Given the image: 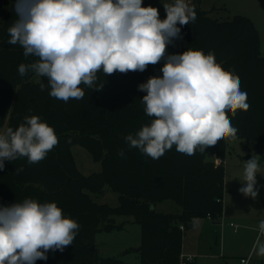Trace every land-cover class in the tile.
Listing matches in <instances>:
<instances>
[{
    "label": "trees",
    "instance_id": "1",
    "mask_svg": "<svg viewBox=\"0 0 264 264\" xmlns=\"http://www.w3.org/2000/svg\"><path fill=\"white\" fill-rule=\"evenodd\" d=\"M4 5L6 10L0 16V128L15 129L26 116H39L54 128L58 144L35 164H29L26 157L5 161L0 170V205L25 199L55 202L65 216L79 224L72 245L62 252L49 251L47 260L35 264H124L119 259L101 258L95 247L99 232L123 227L116 224L115 217L131 218L141 227L139 264H195L181 254L183 235L195 218L210 216L218 221L222 215L224 168L214 159L223 158L230 138L191 156L178 153L173 146L159 159H152L130 148L125 137L135 135L152 119L144 112L141 100L146 93L138 85L151 76H162L164 61L144 72L98 73L101 89L81 85L84 98L65 103L50 96L46 77L35 82L33 71L19 74L20 64L38 58L25 57L19 44H8V28L16 20L15 0ZM195 11L196 20L181 27V38L169 44L167 52L180 54L189 48L211 52L217 63L239 77L250 108L238 110L234 117L228 115L237 137L252 142L264 157V57L258 32L247 17L235 15L220 21L205 11ZM159 17L165 19L166 12ZM40 83L45 84L43 91ZM74 144L101 163L99 173L84 176L78 170L71 153ZM120 150L123 157L118 155ZM21 167L23 171H15ZM106 186L118 195L116 207L97 203L91 196L102 194ZM166 200L176 203L180 211L157 212L155 205Z\"/></svg>",
    "mask_w": 264,
    "mask_h": 264
},
{
    "label": "clouds",
    "instance_id": "2",
    "mask_svg": "<svg viewBox=\"0 0 264 264\" xmlns=\"http://www.w3.org/2000/svg\"><path fill=\"white\" fill-rule=\"evenodd\" d=\"M163 6L166 18L161 20L159 9L143 6V0H15L16 20L8 28V44H19L25 57L38 58L20 64L19 74L31 70L46 77L50 96L65 103L84 98L81 85L101 89L98 73L144 72L163 60L162 76L138 85L146 93L141 103L151 122L125 140L152 159L173 146L191 156L225 138L236 139L237 128L228 113L234 117L238 110L248 111L250 104L239 77L217 63L213 53L189 48L168 54L167 46L181 38V27L194 22L197 14L187 0ZM40 88L43 91L45 84ZM57 144L54 128L39 116H26L17 128L0 132V170L5 161L19 157L38 163ZM118 155L123 157L124 151ZM259 171L255 156L244 162L241 194L257 198ZM78 229L55 202L25 199L0 205V264L47 260L49 251L62 252L72 245ZM258 229L264 236V220ZM257 254L264 256L259 238Z\"/></svg>",
    "mask_w": 264,
    "mask_h": 264
},
{
    "label": "rangeland",
    "instance_id": "3",
    "mask_svg": "<svg viewBox=\"0 0 264 264\" xmlns=\"http://www.w3.org/2000/svg\"><path fill=\"white\" fill-rule=\"evenodd\" d=\"M4 3L7 0H0ZM172 0H143V6L159 9L165 13L163 3ZM199 9L220 21L229 20L235 15L247 17L254 24L260 41V54L264 57V0H187ZM0 5V16L6 6ZM33 81H39L36 74ZM4 125L0 132L6 130ZM71 153L78 170L88 176L99 173L100 162H95L91 154L78 144L71 146ZM255 156L260 165L256 176L258 196L256 199L246 197L239 192L244 186V162ZM217 159V158H216ZM215 159V160H216ZM220 159V158H219ZM222 161L224 168L223 211L214 224V219L208 216L195 218L192 227L184 232V256H193L195 264H239L241 258H249V264H264V256L257 254V239L264 243V236L259 233L258 225L264 220V157L254 149L253 143L242 137L226 142ZM95 202L107 204L110 207L118 205V195L108 186L100 195L91 194ZM155 210L161 213H178L180 207L173 201H162L155 205ZM117 225L123 224L119 230L101 231L95 237V247L101 258L119 259L124 264H139L138 248L141 245V227L128 217H115ZM182 231L183 228L181 227ZM191 259V258H189Z\"/></svg>",
    "mask_w": 264,
    "mask_h": 264
},
{
    "label": "built area",
    "instance_id": "4",
    "mask_svg": "<svg viewBox=\"0 0 264 264\" xmlns=\"http://www.w3.org/2000/svg\"><path fill=\"white\" fill-rule=\"evenodd\" d=\"M215 163L216 164H220L221 160L218 158V159L215 160ZM208 218L211 219L210 216H208ZM239 264H249V258H241L239 260Z\"/></svg>",
    "mask_w": 264,
    "mask_h": 264
},
{
    "label": "crops",
    "instance_id": "5",
    "mask_svg": "<svg viewBox=\"0 0 264 264\" xmlns=\"http://www.w3.org/2000/svg\"><path fill=\"white\" fill-rule=\"evenodd\" d=\"M216 159V158H215ZM215 159H214V161H215ZM218 159V158H217ZM221 163H222V161H221ZM220 163V164H221ZM211 220V219H210ZM214 223V222H213ZM182 251H183V243H182ZM185 254L183 253L182 254V256H184ZM185 257V256H184ZM187 258H192V260H194L195 261V259H194V257L193 256H186Z\"/></svg>",
    "mask_w": 264,
    "mask_h": 264
},
{
    "label": "water",
    "instance_id": "6",
    "mask_svg": "<svg viewBox=\"0 0 264 264\" xmlns=\"http://www.w3.org/2000/svg\"><path fill=\"white\" fill-rule=\"evenodd\" d=\"M214 224H218V221H214Z\"/></svg>",
    "mask_w": 264,
    "mask_h": 264
}]
</instances>
